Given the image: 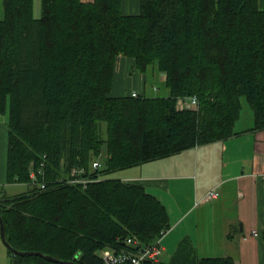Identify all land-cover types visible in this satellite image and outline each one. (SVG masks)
Segmentation results:
<instances>
[{
    "label": "trees",
    "instance_id": "1",
    "mask_svg": "<svg viewBox=\"0 0 264 264\" xmlns=\"http://www.w3.org/2000/svg\"><path fill=\"white\" fill-rule=\"evenodd\" d=\"M123 3L42 0L35 17L34 0H3L8 179L31 186L0 198V214L12 248L60 260L8 247L16 264H105L99 252L126 248L129 236L145 245L162 238L172 227L164 202L141 183L102 174L239 134L242 97L253 111L250 130L264 129L259 0H140L138 13ZM118 55L142 72L157 65L169 95L113 94ZM193 96L197 108H180L179 98ZM103 152L104 165L92 167ZM75 170L88 182L75 181Z\"/></svg>",
    "mask_w": 264,
    "mask_h": 264
},
{
    "label": "crops",
    "instance_id": "2",
    "mask_svg": "<svg viewBox=\"0 0 264 264\" xmlns=\"http://www.w3.org/2000/svg\"><path fill=\"white\" fill-rule=\"evenodd\" d=\"M123 1L126 13L139 12L140 0ZM259 3L264 9V0ZM115 71L113 94L124 95L129 84L132 90L127 94L134 90L144 94L145 83L139 78L145 80L146 75L139 76L133 58L119 57ZM160 74L165 82L166 75ZM248 124L238 129L236 123L235 136L189 148L184 158L174 156L170 169L162 158L132 166L141 165L138 172L121 169V179L143 184L168 208L172 227L162 237L164 256L170 253L168 259L163 257L168 264H198L204 254L220 251L210 256H232L236 264H264V129L250 130L254 119ZM8 146L9 125L4 120L0 121V198L23 193L16 188L19 183L8 179ZM146 171L152 174L145 175ZM213 188L219 196L209 199ZM207 214L213 217L211 229ZM218 239L221 245L213 243ZM12 260L0 230V264H16Z\"/></svg>",
    "mask_w": 264,
    "mask_h": 264
},
{
    "label": "rangeland",
    "instance_id": "3",
    "mask_svg": "<svg viewBox=\"0 0 264 264\" xmlns=\"http://www.w3.org/2000/svg\"><path fill=\"white\" fill-rule=\"evenodd\" d=\"M41 14H42V0H34V15H35V17H40ZM3 15H4L3 0H0V18H2ZM119 57H125V56L118 55L117 59ZM117 59H116V62H117ZM115 69H116V65H115ZM142 73H144L146 75L145 80H143V78L140 77L139 81L145 83V92H144L145 95H147L148 97H165V96L169 95V88L167 87L166 83L161 80V74H160L159 70L157 69V65L149 66V68L145 72H142L140 69H138L139 76ZM130 89L131 88H130V84H129L125 88V91L123 92L124 95H127V92H129ZM252 119H254L252 108H251L249 102L246 100V98L242 97L241 115H240L239 120L237 121L238 129H240L243 125H246V126L249 125L248 123ZM4 120L5 121L7 120V122H8L9 113L3 114V115L0 113V121H4ZM101 129H102L103 137H106L107 134H106V124L105 123L102 124V128ZM186 152H188V151L184 150V151L175 153L173 155H170L168 157L162 158L167 163V166L165 168L169 167L168 169H170V167H173L172 165L175 162V158L176 157H179V159L180 158H184L183 156H184V154H187ZM104 154L105 153L103 152V154L99 157L100 159L97 158L98 160L102 161V165H104L105 159H106ZM174 156H176V157H174ZM92 167H93V165H92ZM131 168H136V171H134V172H138L137 168L141 169V165L136 166V167H131ZM124 171L125 172H129L130 170H124ZM121 173H123V172L120 169V170H117V171H113V172L107 173L105 175V177L106 178H120V177L122 178ZM144 173H145V175L147 173L148 174H152V171H146ZM30 186L31 185H29V184L19 183L18 186H16V188H17L18 191L24 192V191H28L30 189ZM152 194H154V193H152ZM205 220L207 221L208 229H211V221L213 220V217H210L209 214H207ZM213 243L214 244L218 243L219 245H221L223 242H222L221 239H218L217 241L215 240V242H213ZM224 246H226V245H224ZM227 248L231 249L229 246H227ZM202 253H204V252H202ZM216 253H221V251L220 252H213L212 254L208 253V254H204V255L205 256L206 255L207 256L217 255ZM234 253H236V252H234ZM169 254L166 253L165 256L163 255V257H165L164 259H168L169 258L168 255ZM201 255H203V254H201ZM165 262H168V261L165 260Z\"/></svg>",
    "mask_w": 264,
    "mask_h": 264
},
{
    "label": "built area",
    "instance_id": "4",
    "mask_svg": "<svg viewBox=\"0 0 264 264\" xmlns=\"http://www.w3.org/2000/svg\"><path fill=\"white\" fill-rule=\"evenodd\" d=\"M132 94L137 96L138 91H133ZM180 108L191 107L197 108L198 99L196 96L193 97H181L178 100ZM102 166L101 160L93 162L94 168H100ZM83 171L75 170L74 175H77L74 179L81 183H87L88 179L82 178L79 175ZM32 177H35V173H32ZM45 186V184H41ZM219 191L216 188L211 189L208 192L207 197L209 199L218 198ZM127 247L121 250L107 247L100 251V255L103 258L105 264H165L163 259L164 246L162 244V238H157L150 244H143L137 236H129L126 239Z\"/></svg>",
    "mask_w": 264,
    "mask_h": 264
},
{
    "label": "water",
    "instance_id": "5",
    "mask_svg": "<svg viewBox=\"0 0 264 264\" xmlns=\"http://www.w3.org/2000/svg\"><path fill=\"white\" fill-rule=\"evenodd\" d=\"M0 230H1V235H2V238L5 242V244L7 245V247L11 248L15 253H31V254H37V255H41V256H44L45 258H47L48 260H51V261H55V262H58L60 260L50 256V255H45L44 253L42 252H36V251H33V252H19L17 250H15L14 248L11 247L10 243L7 241V238H6V231H5V222H4V219L3 217L1 216L0 214ZM62 262H65V261H62Z\"/></svg>",
    "mask_w": 264,
    "mask_h": 264
},
{
    "label": "bare ground",
    "instance_id": "6",
    "mask_svg": "<svg viewBox=\"0 0 264 264\" xmlns=\"http://www.w3.org/2000/svg\"><path fill=\"white\" fill-rule=\"evenodd\" d=\"M10 147V146H9Z\"/></svg>",
    "mask_w": 264,
    "mask_h": 264
}]
</instances>
